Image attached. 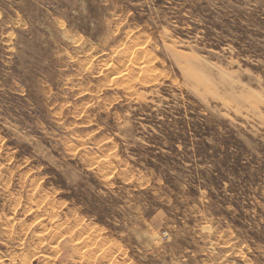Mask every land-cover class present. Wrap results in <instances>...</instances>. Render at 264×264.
<instances>
[{"label": "rangeland", "instance_id": "1", "mask_svg": "<svg viewBox=\"0 0 264 264\" xmlns=\"http://www.w3.org/2000/svg\"><path fill=\"white\" fill-rule=\"evenodd\" d=\"M0 264H264V0H0Z\"/></svg>", "mask_w": 264, "mask_h": 264}]
</instances>
